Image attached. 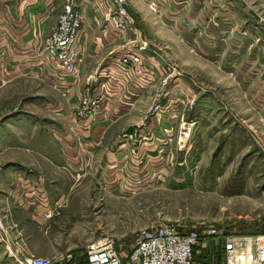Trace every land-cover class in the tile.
<instances>
[{"label":"crops","instance_id":"obj_1","mask_svg":"<svg viewBox=\"0 0 264 264\" xmlns=\"http://www.w3.org/2000/svg\"><path fill=\"white\" fill-rule=\"evenodd\" d=\"M126 2L135 29L118 33L106 21L110 0L79 1L77 71L66 75L45 53L65 0H0V84L28 79L33 93L18 124V135L27 133L29 149L22 150L26 154L18 148L17 153L0 155V224L10 230L7 239L27 244L23 252L28 257L88 264L85 251L51 258L45 249L31 246L50 242L47 213L59 210L55 223L60 226L79 224L82 211L91 208L92 194L106 195V201L127 194L134 164L173 162L177 139L190 141L194 129L212 126L184 121L202 92L189 88L197 78L175 64V51L184 54L187 70L194 73L200 51L215 66L258 65L264 71V27H256L264 22V0ZM248 51H253L250 57L244 54ZM132 56L139 62L123 63ZM251 78L264 82V74ZM88 93L101 103L80 117L81 100ZM257 95L264 99V90ZM210 99L207 92L196 103L200 117L212 109ZM246 113L259 116L248 123L250 129H264V109L248 107ZM244 123L236 127L242 130ZM142 168L141 173L159 175ZM211 249L208 254H215ZM118 252L128 264L130 250Z\"/></svg>","mask_w":264,"mask_h":264},{"label":"rangeland","instance_id":"obj_2","mask_svg":"<svg viewBox=\"0 0 264 264\" xmlns=\"http://www.w3.org/2000/svg\"><path fill=\"white\" fill-rule=\"evenodd\" d=\"M247 5L254 6L251 2ZM256 13L263 14L257 10ZM263 24L256 27H264ZM187 38V35L180 37ZM251 52L244 54L250 57ZM201 53L194 54L200 63L193 65L196 73L187 70L181 52L175 51V64L197 78L189 88L198 95L202 92L192 103L193 114L189 115L188 111L184 121L210 122L212 126L194 129L190 141L177 139L173 162L134 164L137 170L132 169L127 177V194L111 195L109 201L106 195L92 194L91 208L82 211L79 224L60 226L55 223L59 220L55 217L59 210L54 211L46 231L50 242L31 246L45 249L52 258L66 256L71 251H85L94 242L109 239L119 251L127 253L137 232L166 224L199 232L216 228L239 242H252L264 234V129H250L248 123L251 125L259 116L246 113L248 107L264 109V99L257 95L264 90V82L251 78L263 75V68L258 65L240 67V64L215 66L205 62ZM238 76L245 77L239 80ZM27 80L0 84V155L13 154L18 148H21L19 154H26L22 150L29 149L27 133L18 135L20 116L28 111L33 96ZM207 92L211 94L212 109L200 117L202 112L197 111L196 103L201 102ZM253 94H256L254 99ZM242 121L246 127L241 130L236 126ZM19 143L23 146H18ZM145 166L147 171H159V175L141 173L140 169L144 170ZM9 231L0 224V264H19V260L28 257L23 252L27 244L17 245V240L7 239ZM209 244L207 240L201 242L196 263L223 264L220 254H208Z\"/></svg>","mask_w":264,"mask_h":264},{"label":"built area","instance_id":"obj_3","mask_svg":"<svg viewBox=\"0 0 264 264\" xmlns=\"http://www.w3.org/2000/svg\"><path fill=\"white\" fill-rule=\"evenodd\" d=\"M80 0H65V4L57 20V26L48 38L45 51L47 58L58 61L66 75H74L77 71L78 54L76 46L79 40L82 17L79 11ZM112 8L106 21L115 32L127 33L134 30L132 18L126 0H110ZM205 3L209 0H196ZM151 9L155 10L154 5ZM146 49V47H142ZM138 63L139 57L124 58L123 63ZM139 73H141L139 71ZM101 100L86 94L81 100L78 115L87 116L96 111ZM154 109V108H153ZM51 218V212L47 213ZM208 241L207 248H214L220 254L224 264H264V234L252 242L237 241L223 234L216 228L203 232L194 229L185 230L180 225L166 224L136 233L130 252L127 255L128 264H196L201 242ZM16 258V257H15ZM85 258L88 264H125L124 258L118 252L115 243L104 239L87 246ZM19 264H54L46 258L27 257L18 261Z\"/></svg>","mask_w":264,"mask_h":264},{"label":"trees","instance_id":"obj_4","mask_svg":"<svg viewBox=\"0 0 264 264\" xmlns=\"http://www.w3.org/2000/svg\"><path fill=\"white\" fill-rule=\"evenodd\" d=\"M220 257H222V256L220 255Z\"/></svg>","mask_w":264,"mask_h":264}]
</instances>
